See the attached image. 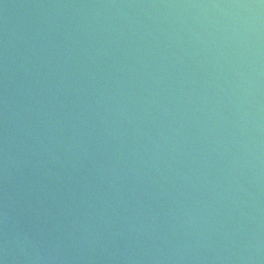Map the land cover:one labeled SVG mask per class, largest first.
<instances>
[{"label":"water","instance_id":"water-1","mask_svg":"<svg viewBox=\"0 0 264 264\" xmlns=\"http://www.w3.org/2000/svg\"><path fill=\"white\" fill-rule=\"evenodd\" d=\"M0 264H264V0H0Z\"/></svg>","mask_w":264,"mask_h":264}]
</instances>
